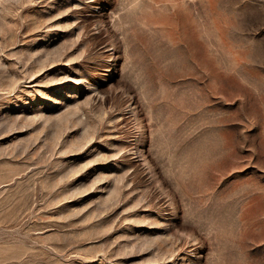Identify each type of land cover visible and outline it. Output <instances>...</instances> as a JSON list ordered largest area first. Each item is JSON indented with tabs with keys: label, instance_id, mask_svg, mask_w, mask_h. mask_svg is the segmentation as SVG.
I'll list each match as a JSON object with an SVG mask.
<instances>
[{
	"label": "rangeland",
	"instance_id": "obj_1",
	"mask_svg": "<svg viewBox=\"0 0 264 264\" xmlns=\"http://www.w3.org/2000/svg\"><path fill=\"white\" fill-rule=\"evenodd\" d=\"M0 264H264V0H0Z\"/></svg>",
	"mask_w": 264,
	"mask_h": 264
},
{
	"label": "bare ground",
	"instance_id": "obj_2",
	"mask_svg": "<svg viewBox=\"0 0 264 264\" xmlns=\"http://www.w3.org/2000/svg\"><path fill=\"white\" fill-rule=\"evenodd\" d=\"M109 56H111V54Z\"/></svg>",
	"mask_w": 264,
	"mask_h": 264
}]
</instances>
